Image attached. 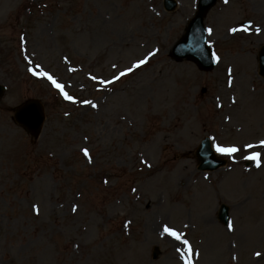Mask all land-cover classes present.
Wrapping results in <instances>:
<instances>
[{
    "label": "rangeland",
    "instance_id": "rangeland-1",
    "mask_svg": "<svg viewBox=\"0 0 264 264\" xmlns=\"http://www.w3.org/2000/svg\"><path fill=\"white\" fill-rule=\"evenodd\" d=\"M175 1L0 0V264H264V149H247L264 140V0L208 12L209 72L171 57L198 0ZM29 99L37 140L12 119ZM206 137L240 151L200 172Z\"/></svg>",
    "mask_w": 264,
    "mask_h": 264
},
{
    "label": "water",
    "instance_id": "water-1",
    "mask_svg": "<svg viewBox=\"0 0 264 264\" xmlns=\"http://www.w3.org/2000/svg\"><path fill=\"white\" fill-rule=\"evenodd\" d=\"M209 2V0H207ZM213 2L215 0H212ZM213 2H210L212 4ZM166 7L168 10L175 8V3L171 0H167ZM208 7L200 9L199 14L190 24L187 34L182 42H180L174 49V56L181 60L182 58L189 57L199 62L202 69L208 70L213 68V64L210 60V53L204 46L205 32L203 29V19ZM262 66L261 74L264 75V55L261 57ZM3 94V89L0 87V98ZM16 121L25 127L32 136L38 137L40 134L45 115L41 104L38 101H29L23 106L16 109L15 113ZM200 158L201 170H213L217 169L223 162L216 160L211 152L209 142L205 141L198 153ZM219 218L226 222L228 219V208L223 206L220 210Z\"/></svg>",
    "mask_w": 264,
    "mask_h": 264
},
{
    "label": "snow or ice",
    "instance_id": "snow-or-ice-1",
    "mask_svg": "<svg viewBox=\"0 0 264 264\" xmlns=\"http://www.w3.org/2000/svg\"><path fill=\"white\" fill-rule=\"evenodd\" d=\"M225 4L228 3V0H224ZM243 31H247V29H242ZM237 31V29L233 28L232 32L235 33ZM209 35H211L212 30L208 29ZM257 32H259V29H257ZM153 55H155V53H153ZM217 62L219 61V57H216ZM147 61L146 60H141L136 64V67L139 68L141 67L143 64H145ZM29 71H32V69H29ZM129 73L132 71V69L128 70ZM36 72H33V75H36ZM41 76L46 77L53 86H55L63 95L64 98L66 100H69L73 103H75V100L67 93L64 91V85L60 84L57 82L56 79H54L51 75L47 74V73H40ZM126 75V73H121L120 76H124ZM120 77L118 76L116 79H119ZM93 107H95V105H92ZM215 151L221 155H225V156H233L234 154L238 153L240 151V149L236 146H231V147H224L221 146L219 144H214L213 145ZM255 148H259V149H264V140H261L258 144H248L247 145V149L249 151H251L252 149ZM85 156H88L89 153L87 152V150H85L84 152ZM248 160L254 161L256 163V166L259 168L261 167V152L256 151L254 152L252 155H248L245 157ZM229 229H232V225L231 223H229L228 225ZM163 231L165 233H167L169 236H172L173 238H175L177 241H180L181 244L183 245H188L189 242L187 241V239H184L180 233L176 232L175 230L170 229L169 227L165 226ZM191 246L189 245V254H191ZM185 255L184 253H182V256ZM260 254L257 253V256H259ZM186 264H192L191 260H186Z\"/></svg>",
    "mask_w": 264,
    "mask_h": 264
},
{
    "label": "bare ground",
    "instance_id": "bare-ground-1",
    "mask_svg": "<svg viewBox=\"0 0 264 264\" xmlns=\"http://www.w3.org/2000/svg\"><path fill=\"white\" fill-rule=\"evenodd\" d=\"M11 3H13V0H12V2ZM8 5H10V3L8 4ZM10 7V6H9ZM238 26V25H237ZM248 64H249V62H247V60L245 61V69H247V66H248ZM247 118H249L251 121H254L256 118H258V114H250Z\"/></svg>",
    "mask_w": 264,
    "mask_h": 264
}]
</instances>
